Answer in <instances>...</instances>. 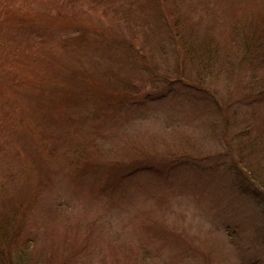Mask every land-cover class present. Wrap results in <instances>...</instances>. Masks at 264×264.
Here are the masks:
<instances>
[{"label": "rangeland", "instance_id": "1", "mask_svg": "<svg viewBox=\"0 0 264 264\" xmlns=\"http://www.w3.org/2000/svg\"><path fill=\"white\" fill-rule=\"evenodd\" d=\"M0 264H264V0H0Z\"/></svg>", "mask_w": 264, "mask_h": 264}, {"label": "trees", "instance_id": "2", "mask_svg": "<svg viewBox=\"0 0 264 264\" xmlns=\"http://www.w3.org/2000/svg\"><path fill=\"white\" fill-rule=\"evenodd\" d=\"M125 29L127 30V28H125ZM182 52H183L182 54H184V55H185V53H184V51H183V48H182Z\"/></svg>", "mask_w": 264, "mask_h": 264}]
</instances>
